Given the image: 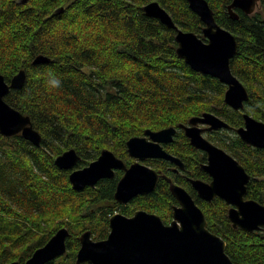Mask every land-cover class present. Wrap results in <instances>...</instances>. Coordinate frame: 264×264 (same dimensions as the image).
<instances>
[{
	"label": "trees",
	"instance_id": "1",
	"mask_svg": "<svg viewBox=\"0 0 264 264\" xmlns=\"http://www.w3.org/2000/svg\"><path fill=\"white\" fill-rule=\"evenodd\" d=\"M152 2L170 14L176 29L146 14ZM207 2L216 22L237 39L230 66L249 93L242 111L226 105L227 86L178 55V30L206 41L205 24L187 0H0V73L10 84L26 72L23 87L11 89L5 101L28 116L42 137L35 145L21 133L0 132V264H25L62 229L69 232L67 252L46 264H76L80 238L89 232L93 240H105L115 209L127 217L138 210L155 213L168 224L177 198L166 178L124 205L115 200L123 172L85 190L75 189L70 176L104 150L131 164L130 139L172 127L194 161L192 151H198L178 128L206 113L231 126L214 132L215 140L250 175L246 198L264 206V148L247 146L235 134L247 115L264 123V0L250 16L236 10L238 20L228 13L233 0ZM39 56L49 62L35 65ZM52 78L61 85L51 86ZM70 150L80 160L75 169H63L56 159ZM147 164L157 168L151 160ZM164 171L179 182L174 172ZM201 175L207 177L203 170ZM193 198L208 229L226 242L233 264H264V227L235 228L224 200Z\"/></svg>",
	"mask_w": 264,
	"mask_h": 264
},
{
	"label": "water",
	"instance_id": "2",
	"mask_svg": "<svg viewBox=\"0 0 264 264\" xmlns=\"http://www.w3.org/2000/svg\"><path fill=\"white\" fill-rule=\"evenodd\" d=\"M187 1L191 9L200 16L205 24L203 33L207 41L193 32L178 30L176 36L178 55L194 71L210 75L228 85L229 90L226 92L225 102L235 110H240L244 107V102L248 100V93L243 84L233 75L230 66L231 59L238 50L237 39L229 30L216 22L214 12L207 0ZM258 6L259 0H248L245 5H240L237 0H233L228 7V13L232 19L238 20L240 16L236 12L237 9L246 15H252ZM144 10L149 17L159 19L163 24L176 29L172 17L159 3L152 2ZM210 44L215 46L218 53L212 59H195L188 55L193 49L201 45L207 47ZM44 62H49L48 58L39 56L35 59L34 64ZM25 82V70H21L12 79L11 84H8L5 77L0 74V106L20 116V125L5 126L0 132L7 137L22 133L26 139L40 145L42 137L34 130L31 119L5 101V97L11 89H21ZM199 125H208L207 130L209 131L229 127L220 118L208 113L192 118L188 126H180L185 130L191 145L196 149L208 152L210 156L209 164L204 167V170L213 178L211 184L193 181L199 197L209 202L219 197L232 206L229 210V219L235 228H241L248 232L263 228L264 214L262 213L257 212L252 216H237L240 205L234 201L239 198H242L245 204L264 208L257 201L246 199L249 175L238 161L209 142L203 136L205 130L201 129ZM261 126H264V123L246 116V129L242 128L238 130V133L248 145L264 148V137L249 135L251 128ZM176 131L175 128L159 132L147 131L145 137L130 139L127 143L129 156L136 159V162L130 166L113 152L104 150L97 160L109 158L112 166L97 170L92 167L93 161L86 168L74 171L70 176L73 187L77 190H82L86 186L95 187L99 180L113 178L117 171H123L124 176L118 184L115 196L120 203L128 204L139 195L155 191L161 177L143 162L148 159H167L179 162L163 151L161 147V144L171 143L174 140ZM67 157H71L75 161L71 168L65 167ZM79 160L78 154L74 150H70L60 155L56 159V164L63 169L73 170ZM134 169L142 176V179L132 186L123 185V179ZM218 169H226L232 178L227 190H222L216 184L214 172ZM162 177L165 178V176ZM168 182L173 195L180 203V207L175 208L173 212L174 221L165 224L158 215L145 211H137L132 217H125L122 214L114 215L110 220V233L105 240L95 241L91 238L90 233H85L80 238L81 248L77 254L76 264H213L212 256L206 246L197 239L203 234L212 238L214 255L221 264H233L226 254V242L208 229L206 217L194 199L186 190L173 184L171 180ZM133 221L135 223H131ZM179 229L185 230L181 233ZM68 237L67 229L60 230L45 246L37 249L25 264H41V262L46 264L63 256L67 252ZM11 264L20 263L13 262Z\"/></svg>",
	"mask_w": 264,
	"mask_h": 264
},
{
	"label": "flooded vegetation",
	"instance_id": "3",
	"mask_svg": "<svg viewBox=\"0 0 264 264\" xmlns=\"http://www.w3.org/2000/svg\"><path fill=\"white\" fill-rule=\"evenodd\" d=\"M227 89H229V86L227 87ZM247 93H248V91H247ZM248 99H249V93H248ZM248 101V100H247ZM247 101H245L244 102V106H245V104H246V102ZM228 107H230V106H228ZM232 110H234V111H242L243 109H244V107L242 108V109H240V110H235L234 108H232V107H230ZM248 117H250V118H252L251 116H249V115H247ZM217 117V116H216ZM219 118V117H218ZM221 119V118H220ZM252 119H254V118H252ZM222 121H224L225 123H227L225 120H223V119H221ZM256 120V119H255ZM256 121H258V122H261V121H259V120H256ZM261 123H263V122H261ZM228 124V123H227ZM200 126V128H202V129H207L208 128V125L206 126V125H199ZM228 128H221V129H218V130H211V131H205L204 132V137L207 139V140H209L213 145H215L216 147H218L219 149H222L223 151H225L228 155H230L231 157H233L235 160H237V158L234 156V155H232L231 153H229L228 151H227V149L225 148V147H223V146H221V145H219L218 143H217V141L215 140L216 139V134H214V132H216V133H223V131L224 130H228V129H230L231 128V126L228 124ZM242 128H244V129H246V116L244 117V126L243 127H241L240 129H242ZM178 129H180L181 131H183L184 132V130L181 128V127H179ZM240 129H237L236 131H235V134L240 138V140L242 141V142H244L247 146H251V147H254V148H259V147H255V146H252V145H248L243 139H242V137L239 135V133H238V130H240ZM185 133V132H184ZM183 136L179 133V130H177L176 131V134H175V136H174V140L171 142V143H163V144H161V147H162V149H163V151H165L168 155H171V156H173L176 160H178L179 162H174V161H171V160H167V159H151V163L152 164H154V166H156L157 168L155 169L156 171H157V173L160 175V181L162 180V179H164L162 176L164 175V176H166V177H168L169 179H171L172 181H173V183L175 184V185H177V186H179V187H181V188H183L184 190H186L188 193H189V195L193 198V197H195L196 195L199 197V195H198V191L195 189V187H194V185H193V181H201V182H203V183H205V184H211V182L213 181V178L210 176V174H208L207 172H205V170H204V167L206 166V165H208L209 164V154H208V152H206V151H203V150H200V149H196V148H194L193 146V148L195 149V150H197L198 152H193L192 151V153H193V155H191V156H194V161H189L186 157L188 156L187 154H186V149H185V147H182L183 145L181 144V141H180V138H182ZM185 137H187L186 136V134H185ZM188 138V137H187ZM188 140H189V138H188ZM177 141H179V143H176ZM189 142H190V140H189ZM185 143V142H184ZM191 144V143H190ZM231 145H232V143H231ZM181 147L182 148H184V150H182L181 149ZM202 161H204V162H202ZM238 161V160H237ZM239 162V161H238ZM127 163V162H126ZM197 163V164H196ZM240 163V162H239ZM128 164V163H127ZM128 165H130V164H128ZM154 169V168H153ZM164 169H166V170H168V171H171V172H174L176 175H177V177L179 178V182H175L174 181V178L173 177H171V176H169L165 171H164ZM204 171L206 174H207V177L205 178V177H202V175H201V171ZM200 171V172H199ZM118 172H122V171H117L116 172V174H115V176L113 177V178H109V179H115L116 178V176H117V174H118ZM123 175H124V172H123ZM122 175V176H123ZM249 175V174H248ZM122 176L119 178V181H120V179L122 178ZM250 176V175H249ZM176 178V177H175ZM103 180H107V179H101V180H99L97 183H96V185L99 183V182H101V181H103ZM166 180V179H165ZM160 181H159V183H160ZM250 182V181H249ZM119 183V182H118ZM170 184V183H169ZM159 185V184H158ZM118 186V185H117ZM158 187V186H157ZM248 187V186H247ZM116 191H117V189H116ZM170 192H171V194H172V196L173 197H175L174 195H173V193H172V191H171V189H170ZM147 194H149V193H146V194H142V196H144V195H147ZM115 196H116V193H115ZM199 198H201V197H199ZM134 199V198H133ZM133 199L131 200V202L133 201ZM175 199H176V197H175ZM194 199V198H193ZM202 199V198H201ZM116 200V199H115ZM202 200H204V199H202ZM176 201H177V204L174 206V209H173V212H174V210H175V208H177V207H180V203H179V201L176 199ZM195 201V200H194ZM206 201V200H205ZM117 203H119L120 204V202L119 201H116ZM130 203V202H129ZM128 203V204H129ZM127 205V204H126ZM229 208H230V206H229ZM138 211H143V210H138ZM137 211H135V213H136ZM145 212H147V211H145ZM134 213V214H135ZM147 213H149V212H147ZM150 214H155V213H150ZM157 215V214H156ZM159 216V215H158ZM125 217H127V216H125ZM132 217V216H131ZM173 218V217H172ZM172 221V220H171ZM170 221V222H171ZM169 222V223H170ZM168 223V224H169ZM166 224V223H165Z\"/></svg>",
	"mask_w": 264,
	"mask_h": 264
},
{
	"label": "snow or ice",
	"instance_id": "4",
	"mask_svg": "<svg viewBox=\"0 0 264 264\" xmlns=\"http://www.w3.org/2000/svg\"><path fill=\"white\" fill-rule=\"evenodd\" d=\"M194 2H196V0H194ZM237 3L240 5H245L248 3V0H237ZM217 54L218 53L215 49V46L212 44L207 47L201 45L188 53L190 58L205 60H210ZM13 125H20V116L17 113L11 110H6L3 106H0V130H3L5 126ZM249 135L253 137H264V126L251 128ZM74 163L75 161L71 157H67L65 160V167L71 168ZM111 166V160L109 158L99 159L97 161H94L92 164V167L97 170L110 168ZM214 175L216 176L217 186H219L222 190H227L232 179L228 171L226 169H218L214 172ZM141 179L142 176L134 169L129 172L127 176L123 179V185L132 186L135 185ZM234 202L239 203L240 205L239 212H237V216H252L257 212L264 214V208H257L251 204H245L242 198H239ZM131 223H135V221ZM179 230L181 233H183L185 229ZM197 239L199 242H202L206 246L207 250L212 256L213 264H221L220 260L217 259L214 255V242L212 238L207 236L206 234H203ZM41 264H43V262H41Z\"/></svg>",
	"mask_w": 264,
	"mask_h": 264
},
{
	"label": "clouds",
	"instance_id": "5",
	"mask_svg": "<svg viewBox=\"0 0 264 264\" xmlns=\"http://www.w3.org/2000/svg\"><path fill=\"white\" fill-rule=\"evenodd\" d=\"M49 83L53 87H58V86L61 85V80L59 78H52V79L49 80Z\"/></svg>",
	"mask_w": 264,
	"mask_h": 264
},
{
	"label": "rangeland",
	"instance_id": "6",
	"mask_svg": "<svg viewBox=\"0 0 264 264\" xmlns=\"http://www.w3.org/2000/svg\"><path fill=\"white\" fill-rule=\"evenodd\" d=\"M100 156V155H99ZM128 156H129V154H128ZM130 157V156H129ZM131 158V157H130ZM80 169H82V168H80ZM78 170V169H77ZM164 176V175H163ZM165 178L167 179V181L168 180H171V179H169L168 177H166L165 176ZM171 182L173 183V181L171 180ZM174 184V183H173ZM116 210V212H115V215H117V214H120V212H119V210L118 209H115ZM118 210V211H117ZM171 220H173L174 221V218H171Z\"/></svg>",
	"mask_w": 264,
	"mask_h": 264
},
{
	"label": "bare ground",
	"instance_id": "7",
	"mask_svg": "<svg viewBox=\"0 0 264 264\" xmlns=\"http://www.w3.org/2000/svg\"><path fill=\"white\" fill-rule=\"evenodd\" d=\"M160 53V52H159ZM165 55V54H164ZM167 57H168V55H167ZM175 59V58H174ZM176 61V60H175ZM183 64V63H182ZM177 66V65H176ZM179 66H181V65H179ZM136 78H138V77H136ZM197 80V79H196ZM214 80V79H213ZM113 119V118H112ZM114 122V121H113ZM116 122V121H115ZM123 122V121H122ZM126 125V124H125ZM107 136V135H106ZM116 141V140H115ZM115 143V142H114ZM121 143V142H120ZM113 145V144H112ZM85 190V189H84ZM171 195V194H170ZM140 196V195H139ZM140 198V197H139ZM196 199V198H195ZM134 200V199H133ZM204 213V212H203ZM205 214V213H204ZM46 223V222H45ZM15 238V237H14ZM15 240V239H14Z\"/></svg>",
	"mask_w": 264,
	"mask_h": 264
}]
</instances>
